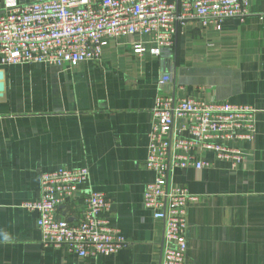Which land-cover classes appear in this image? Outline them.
Wrapping results in <instances>:
<instances>
[{
  "label": "crops",
  "instance_id": "1",
  "mask_svg": "<svg viewBox=\"0 0 264 264\" xmlns=\"http://www.w3.org/2000/svg\"><path fill=\"white\" fill-rule=\"evenodd\" d=\"M39 0H0V11ZM245 22L221 30L189 23L161 55L143 36L109 38L99 61L76 67L12 64L0 97V264H162L164 222L144 204L149 131L158 95L250 105L254 141H238L247 163L181 171L175 178L198 200L188 207L186 264H264V0H251ZM149 41L143 54L134 45ZM209 159L214 155L209 153ZM88 167L89 181L58 217L75 221L90 191L105 192L110 224L127 245L81 257L45 246L38 213L40 175Z\"/></svg>",
  "mask_w": 264,
  "mask_h": 264
},
{
  "label": "built area",
  "instance_id": "2",
  "mask_svg": "<svg viewBox=\"0 0 264 264\" xmlns=\"http://www.w3.org/2000/svg\"><path fill=\"white\" fill-rule=\"evenodd\" d=\"M252 15L251 0H39L0 11V69L12 64L76 67L99 61L109 38L143 36L161 55L175 44L178 32L197 22L221 30L225 20L242 22ZM149 41L134 45L138 54ZM144 204L164 222L162 264H186L188 207L198 195L175 183L186 168L203 170L217 161L233 168L247 163L238 141H254L257 109L250 105L158 95L151 110ZM209 153L214 160L209 159ZM88 167L62 168L40 175V195L23 204L38 213L45 246L65 248L81 257L119 252L127 245L105 213L111 200L90 191L79 219L58 217L59 208L76 199L90 179Z\"/></svg>",
  "mask_w": 264,
  "mask_h": 264
},
{
  "label": "water",
  "instance_id": "3",
  "mask_svg": "<svg viewBox=\"0 0 264 264\" xmlns=\"http://www.w3.org/2000/svg\"><path fill=\"white\" fill-rule=\"evenodd\" d=\"M3 80H4V71L0 69V97L2 96L5 88V84Z\"/></svg>",
  "mask_w": 264,
  "mask_h": 264
}]
</instances>
